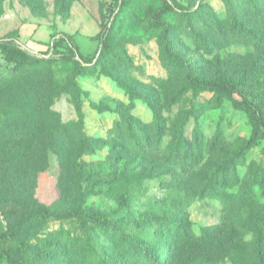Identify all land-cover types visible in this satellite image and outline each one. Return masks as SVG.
<instances>
[{
	"label": "rangeland",
	"instance_id": "rangeland-1",
	"mask_svg": "<svg viewBox=\"0 0 264 264\" xmlns=\"http://www.w3.org/2000/svg\"><path fill=\"white\" fill-rule=\"evenodd\" d=\"M120 1L0 0V40L16 41L24 25L51 31L41 53L20 47L37 58L61 59L69 45L90 58L101 25L112 22L109 51L93 69L81 71L75 55L46 69L51 109L68 128L0 168V233L15 231L0 247L23 264H94L91 244L132 264L87 216L158 249L159 259L174 246L175 225L189 221L195 234L221 225L231 237L228 256L206 264H256L264 135L239 96L187 80L236 84L264 114V0H167L174 9L162 15L164 33L153 18L163 0H122L115 12ZM8 74L1 64L0 79ZM37 207L84 219L25 221Z\"/></svg>",
	"mask_w": 264,
	"mask_h": 264
},
{
	"label": "trees",
	"instance_id": "trees-1",
	"mask_svg": "<svg viewBox=\"0 0 264 264\" xmlns=\"http://www.w3.org/2000/svg\"><path fill=\"white\" fill-rule=\"evenodd\" d=\"M121 4L122 0L115 4V12ZM177 8L182 13H190L182 7ZM173 9L174 6L171 3L163 0L161 7L153 13V18L158 25L162 26L163 33L166 28L161 22L162 15ZM111 30L112 22L108 19L101 25L98 44L94 55L90 58L78 53L71 45H69L67 53L61 55V59L37 58L22 50L15 40H0V55L4 63V70L9 72L8 75H4L0 79V168L10 163L25 161L32 148L44 141L45 137L56 136L58 140L64 137L62 133L66 132L68 126L61 123L59 115L51 109L56 94L53 77L46 69L59 60L72 62L74 55L86 64L81 71L84 72L87 68L93 69L109 51ZM53 39L54 37L51 35V40ZM163 39L166 42V38L163 37ZM65 40L68 41V38ZM47 52L42 54L46 55ZM187 81L192 87L203 91L225 96H239L242 103L248 108L249 115L261 130V134L264 135V114L261 112L260 104L253 102L236 84L207 79H191L190 77ZM75 109L79 113L78 105L75 106ZM46 128L50 131H47ZM33 217L84 219V216L77 211L59 214L48 212L43 207L30 209L23 216L25 221ZM87 219H90L104 235L115 239L117 247L127 254L124 260L132 264H206L225 259L232 248L231 237L223 226L202 228L199 234H195L191 223L185 221L175 225L177 238L173 241L174 246L168 247L164 258L159 259L158 249L142 244L114 227L109 221L96 216H87ZM14 235V230H7L0 233V238ZM90 248L94 264H115L108 253L97 252L91 244ZM57 251L61 252L60 249ZM254 253L257 258L256 264H264V259L260 256L263 254L260 243L254 244ZM0 260H4L7 264H23L15 253L1 247Z\"/></svg>",
	"mask_w": 264,
	"mask_h": 264
},
{
	"label": "crops",
	"instance_id": "crops-1",
	"mask_svg": "<svg viewBox=\"0 0 264 264\" xmlns=\"http://www.w3.org/2000/svg\"><path fill=\"white\" fill-rule=\"evenodd\" d=\"M44 28V29H41ZM37 27L35 25H24L20 30V37L17 38V44L33 52H41L45 45L51 40V31L47 27ZM3 60L0 55V65Z\"/></svg>",
	"mask_w": 264,
	"mask_h": 264
},
{
	"label": "built area",
	"instance_id": "built-area-1",
	"mask_svg": "<svg viewBox=\"0 0 264 264\" xmlns=\"http://www.w3.org/2000/svg\"><path fill=\"white\" fill-rule=\"evenodd\" d=\"M17 43V42H16Z\"/></svg>",
	"mask_w": 264,
	"mask_h": 264
}]
</instances>
